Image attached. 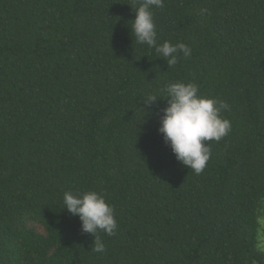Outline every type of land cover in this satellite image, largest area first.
<instances>
[{"label":"trees","instance_id":"16d2710c","mask_svg":"<svg viewBox=\"0 0 264 264\" xmlns=\"http://www.w3.org/2000/svg\"><path fill=\"white\" fill-rule=\"evenodd\" d=\"M134 3L0 0V264H264V0L152 8L157 44L191 48L172 67L136 44ZM176 82L228 104L200 175L158 131ZM87 191L115 212L103 253L64 209Z\"/></svg>","mask_w":264,"mask_h":264},{"label":"clouds","instance_id":"9594fccd","mask_svg":"<svg viewBox=\"0 0 264 264\" xmlns=\"http://www.w3.org/2000/svg\"><path fill=\"white\" fill-rule=\"evenodd\" d=\"M163 3L164 0H135L130 7L135 12L130 32L135 36L136 44L154 48L168 67H172L178 63L181 54L190 56L191 48L183 43L173 45L168 41L157 44L152 8H162ZM162 91L167 96L163 99L167 106L162 109L158 131L176 160L200 175L210 160L209 142H219L231 131V122L221 115L228 109V104L199 95V89L193 83H170ZM160 99L155 93H149L143 103L151 107ZM63 203L68 213L79 218L82 233L94 237L93 251L103 253L105 245L98 233L113 236L118 228L113 207L96 191L83 194L65 192ZM256 223L259 226L257 249L264 251V206L256 210Z\"/></svg>","mask_w":264,"mask_h":264}]
</instances>
